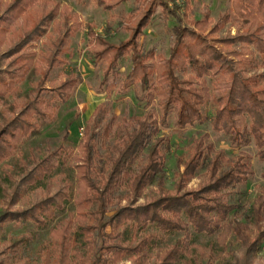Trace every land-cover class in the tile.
Returning a JSON list of instances; mask_svg holds the SVG:
<instances>
[{"label":"trees","instance_id":"obj_1","mask_svg":"<svg viewBox=\"0 0 264 264\" xmlns=\"http://www.w3.org/2000/svg\"><path fill=\"white\" fill-rule=\"evenodd\" d=\"M128 1L94 0L105 10ZM134 1L137 6L121 24L128 36L119 43L108 40L109 27L100 34L92 24L85 25L92 59L103 63L99 87L118 78L120 61L129 58L130 70L117 90L135 87L147 110L119 118L105 104L97 105L82 128L77 151L61 156V164L74 167V182L52 177L57 166L49 157L22 160V172L6 192L7 208L0 211V264H122L124 259L130 264H254L264 242V194L245 207L230 198L253 174L250 155L239 152L229 158L204 133L192 141L186 158H177L170 192L164 186L171 146L160 127L172 115L179 129L209 120L231 146L252 143L264 162V0H230L231 11L223 14L221 24H212L208 13L198 20H188L186 13L181 17L166 0ZM158 7L177 20L167 58L140 48ZM225 23L235 26V33L220 37ZM49 25L57 37L48 50L36 52L34 44ZM83 26L79 14L55 0H0V163L38 134L36 117L55 115L51 101L66 102L82 82L74 72L59 80L50 76L66 64L71 38ZM32 76H39L35 86L21 97L18 85ZM206 77L226 86L222 96L212 98ZM210 98L216 106L208 117ZM60 147L53 153L61 155ZM200 170L198 186L188 189ZM40 182L44 195L27 204L26 195ZM152 186L157 196L140 202ZM69 202L74 210L50 225ZM12 223L48 229L38 262L22 255L36 234L8 238L4 228ZM193 233L215 235L221 249L194 244ZM176 234L180 236L166 248L156 246ZM230 236L238 253L226 257ZM194 254L192 262L185 260Z\"/></svg>","mask_w":264,"mask_h":264},{"label":"rangeland","instance_id":"obj_2","mask_svg":"<svg viewBox=\"0 0 264 264\" xmlns=\"http://www.w3.org/2000/svg\"><path fill=\"white\" fill-rule=\"evenodd\" d=\"M55 1L60 5H68L71 7L73 13L80 15L84 26L71 38L69 51L64 55L66 64L54 70L50 76V80H59L64 78V74L74 72L81 76L82 82L75 86L71 97L66 102H60L58 100L51 101L57 107L55 115L47 120L36 117L35 123L38 126V134L26 138L11 157L0 163V211L7 208L6 192L12 190L15 182L14 179L19 178L22 172V160L31 161L34 158L49 157L57 166L52 177L62 175L74 182V167L68 162L61 164V156L70 151H77L82 128L86 125L88 118L97 105L101 103L105 104L109 112L114 113L119 118L129 117L133 114L140 115L147 110L143 103L138 101V91L135 87L131 86L123 93L117 90L119 81L130 70L131 64L129 58H124L120 61L118 78L109 80L106 87H99L103 63H95L92 59L89 49L91 39L87 34L85 25L86 23L92 24L95 32L100 34H104L106 27H109L108 40L113 43H119L128 36V32L123 29L121 24L125 16L135 9L137 6L136 2L131 0L111 10H105L98 6L94 0ZM166 1L169 2V7L175 9L179 16L183 17L182 15L186 13L188 20L202 19L204 14L208 13L213 22L212 24H221L223 14L231 11L230 0H187L188 8L185 5L186 0ZM174 4L175 6H173ZM9 21L11 23L13 22L11 19ZM176 24L177 20L172 15L164 14L158 7L150 25L144 31V35L140 41V48L145 51L153 49L157 55H160L162 58H167L174 42L172 28ZM227 31L234 34L235 26H230L228 23H225L218 36H224ZM56 37L51 25H49L47 27V33L34 44V50L36 52H45L48 50L49 44L55 41ZM38 78L39 76H32L23 80L18 85L19 95L21 97L26 96L33 89ZM205 80L210 88L212 98L223 95L226 89L225 85H216L214 79L211 77H206ZM46 85H48V82H46ZM212 98L205 105V111L208 117L213 114L216 106ZM11 101H14V98H11ZM222 104L223 100L221 99L219 105L222 106ZM66 132H68L67 139L64 138ZM204 133L209 135L216 149L224 150L227 157L230 158L239 152L247 153L251 157L250 164L253 174L246 184L239 187V193L231 194V201L238 200L245 207L258 195L264 194V177L262 176L264 162L257 159L255 155L256 148L252 143L241 147L231 146L226 135L216 133L211 129L209 120L202 124H197L194 127L179 129L174 125V115L170 117L167 126L160 127V134L169 139L171 146L170 151L166 154L164 188L170 192H174V174L178 169L177 158H186L190 151L192 141ZM59 146H61L59 150L61 155L53 153ZM203 172L204 170H200L197 176L188 183V189H193L198 186L200 180L203 178ZM42 186L43 182H40L30 190L26 195L27 204L36 201L41 195H44ZM157 194L158 192L155 187H149L145 190L140 202L150 196H157ZM18 205L21 206V203ZM73 210L74 206L72 202H69L66 206V211L56 216L50 225L61 220L66 216L68 211ZM28 232H34L36 237L23 247L22 255L28 257L32 263H36L39 260V249L48 240V229L36 230L32 225L27 223L23 225L12 223L4 228V235L8 238ZM179 236V234H176L167 237L165 240H159L156 246L164 249L172 244ZM192 241L194 244L202 246L211 244L214 252L221 249V246L217 244L215 235L207 236L193 233ZM231 252L238 253V243L233 236L229 237V244L225 256L230 257ZM193 257H197V255L194 254L191 257H185V260L192 262ZM122 264L130 263L124 259ZM254 264H264V242L260 246Z\"/></svg>","mask_w":264,"mask_h":264}]
</instances>
